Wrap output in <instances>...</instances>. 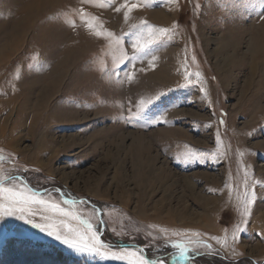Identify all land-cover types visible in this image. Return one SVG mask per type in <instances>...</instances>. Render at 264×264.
I'll list each match as a JSON object with an SVG mask.
<instances>
[{
    "label": "rangeland",
    "instance_id": "1",
    "mask_svg": "<svg viewBox=\"0 0 264 264\" xmlns=\"http://www.w3.org/2000/svg\"><path fill=\"white\" fill-rule=\"evenodd\" d=\"M0 156L108 246L8 216L0 264H264V0H0Z\"/></svg>",
    "mask_w": 264,
    "mask_h": 264
},
{
    "label": "snow or ice",
    "instance_id": "2",
    "mask_svg": "<svg viewBox=\"0 0 264 264\" xmlns=\"http://www.w3.org/2000/svg\"><path fill=\"white\" fill-rule=\"evenodd\" d=\"M101 6L103 5L101 4ZM126 6L127 4L121 5V7ZM137 6L133 4L128 8V11L124 13L125 20L128 19V13ZM116 11L119 12L120 8H117ZM142 23L144 26H147L146 21ZM88 27L91 28L92 25L88 24ZM159 31L165 35L168 33L167 29H160ZM96 35L100 36L102 33L97 32ZM113 35L111 32L107 33L109 38L113 37ZM143 35L141 32L140 38H143ZM152 35L149 33V39L144 44H133V48L137 54H146L149 50V45L154 42ZM116 43L118 45L121 44V40L117 38ZM135 59V55L130 58V60ZM3 159V156H0V161ZM6 180L11 186H6ZM16 181V177H0V219L16 216L18 219L24 220L41 232H45L48 236L54 237L81 254L87 252L99 255L101 254V249L108 247L98 238L97 231L93 230V225L90 221L80 214L77 209V205L80 202L64 199L61 204L51 197L45 199V194L31 190L24 185H17ZM247 202L251 203L250 200ZM62 205H67L68 207ZM245 211H247V208ZM37 214L40 215L42 222H34ZM240 230L239 227L236 229V231ZM173 246L179 249L181 258L186 257L189 251L187 246L179 241L175 242ZM105 258L122 261L123 264H165L162 260L147 259L143 256L142 252L132 249H121L119 252H111L110 256H106Z\"/></svg>",
    "mask_w": 264,
    "mask_h": 264
},
{
    "label": "trees",
    "instance_id": "3",
    "mask_svg": "<svg viewBox=\"0 0 264 264\" xmlns=\"http://www.w3.org/2000/svg\"><path fill=\"white\" fill-rule=\"evenodd\" d=\"M53 250H54V252H53V255L55 254L58 258H63L62 260H64L62 263L63 264H81L78 260H75V259H73L72 260V258H70L69 256H68V254L65 252V251H63L61 248L59 249L57 246H54L53 247ZM172 254V253H174V251L173 250H171V251H165V256L167 255V254ZM52 254V253H51ZM54 255V256H55ZM2 257H3V253L1 254V256H0V261H2ZM201 256H199V257H192V258H190V259H193V260H197V258L199 259ZM202 258V257H201ZM59 260V259H58Z\"/></svg>",
    "mask_w": 264,
    "mask_h": 264
}]
</instances>
